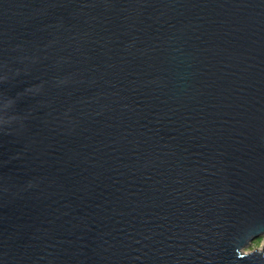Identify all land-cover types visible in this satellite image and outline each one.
Listing matches in <instances>:
<instances>
[{
	"label": "water",
	"instance_id": "obj_1",
	"mask_svg": "<svg viewBox=\"0 0 264 264\" xmlns=\"http://www.w3.org/2000/svg\"><path fill=\"white\" fill-rule=\"evenodd\" d=\"M264 0H0V264H264Z\"/></svg>",
	"mask_w": 264,
	"mask_h": 264
},
{
	"label": "rangeland",
	"instance_id": "obj_2",
	"mask_svg": "<svg viewBox=\"0 0 264 264\" xmlns=\"http://www.w3.org/2000/svg\"><path fill=\"white\" fill-rule=\"evenodd\" d=\"M252 251H264V236L253 240L246 248L242 250V253L248 254Z\"/></svg>",
	"mask_w": 264,
	"mask_h": 264
}]
</instances>
